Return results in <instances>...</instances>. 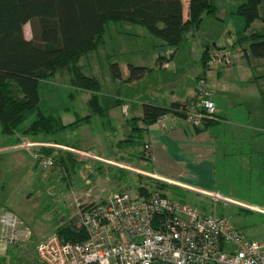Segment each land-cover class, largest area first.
I'll return each instance as SVG.
<instances>
[{
    "label": "rangeland",
    "instance_id": "obj_1",
    "mask_svg": "<svg viewBox=\"0 0 264 264\" xmlns=\"http://www.w3.org/2000/svg\"><path fill=\"white\" fill-rule=\"evenodd\" d=\"M218 2L225 18L204 14L200 28L188 30L184 39L171 47L174 51L166 59V68L160 67L157 60L167 56L169 47L142 25L118 20L107 22L102 40L99 38L92 50L74 60L83 74L97 81L96 93L73 85L71 63L39 82L38 105L43 113L58 115L63 123L88 113L91 116L52 134L24 133L32 117L13 134L0 132V209L16 217L17 229L29 231L28 236L7 243V257L0 264H37L36 243L73 218L77 225L81 206L98 202L113 190H127L133 195L158 191L166 181L154 169L175 178L184 172L185 163L165 157H158L153 165L145 142L151 129L138 132L126 121L132 122V116L141 111L144 98L155 96L160 100L172 89L187 90L193 74L201 71L202 46L213 42L225 48L241 45L237 40L248 32L264 37V0L259 16L246 30L244 18L235 13L237 0ZM23 31L26 38L31 37L29 23ZM242 41L245 46L246 40ZM112 62L123 69L121 79L111 77ZM127 64L146 66L149 71L138 79L126 80ZM217 68L220 66L210 67L207 72L211 71L212 76L210 88L219 92L216 100L224 108L225 120L210 130L215 140L212 177L217 190L231 202L220 200L213 206L207 200V207L201 203L202 209L210 207L211 211L202 212L215 210L240 225L248 238L264 241V210L260 208L264 207V59L238 54L231 64L221 67L225 74L222 84L216 80ZM96 94L94 100L92 95ZM236 97L237 104L227 103V99ZM116 98L118 104L111 105ZM97 104L108 108L95 113ZM111 107L117 124L107 112ZM238 121L246 127H239L235 123ZM43 158L51 159L48 167L41 166ZM173 189L177 200L197 204L199 195Z\"/></svg>",
    "mask_w": 264,
    "mask_h": 264
},
{
    "label": "trees",
    "instance_id": "obj_2",
    "mask_svg": "<svg viewBox=\"0 0 264 264\" xmlns=\"http://www.w3.org/2000/svg\"><path fill=\"white\" fill-rule=\"evenodd\" d=\"M262 1L242 0L238 4L235 13L244 18L245 29L259 16L258 5ZM183 9V0H0V132L13 134L30 117L24 133L44 131L52 134L89 118L91 113L63 123L58 115L43 113L38 105L39 82L71 63L73 85L96 93L97 81L83 74L74 65V60L79 54L92 50L99 38L102 40L107 22L124 20L142 25L171 48L184 39L188 30L199 27L204 14L214 16L216 13L214 0H187L186 17ZM26 23L31 26L29 38L23 31ZM242 40H246L242 47L244 56L264 58V37L261 34L251 32L237 41L241 44ZM209 48L203 49L200 58L203 70L207 68ZM161 58L167 59L159 56L157 61ZM147 71L149 67L127 64L125 79H138ZM110 73L114 79L122 78V70L116 62L110 64ZM92 96L94 100L98 97L97 94ZM118 102L116 98L111 105ZM185 104L177 101L168 106L142 103L141 115L137 119L133 117L130 126L141 132L163 113L181 114L180 109ZM96 108L97 112L92 109L99 114L108 107L104 109L97 104ZM215 120L214 116L196 128L212 125ZM49 152L45 149V154ZM89 205L92 203L81 206L80 210ZM55 233L62 240L84 238V231L77 227L74 218L60 225Z\"/></svg>",
    "mask_w": 264,
    "mask_h": 264
},
{
    "label": "built area",
    "instance_id": "obj_3",
    "mask_svg": "<svg viewBox=\"0 0 264 264\" xmlns=\"http://www.w3.org/2000/svg\"><path fill=\"white\" fill-rule=\"evenodd\" d=\"M240 53L238 44L210 47L206 69L229 65ZM209 81L206 74L198 76L194 96L180 109L181 114L163 113L154 125L168 131L183 120L192 127H202L215 116ZM40 162L48 167L51 159ZM203 194L213 204L231 202L217 190ZM79 215L77 227L83 229L84 238L70 241L55 232L48 234L35 245L37 264H264L263 240L248 238L222 214L204 213L171 200L159 190L138 195L127 190L109 191ZM16 224L12 213L0 215L3 237L9 242L29 235V231L19 232Z\"/></svg>",
    "mask_w": 264,
    "mask_h": 264
},
{
    "label": "crops",
    "instance_id": "obj_4",
    "mask_svg": "<svg viewBox=\"0 0 264 264\" xmlns=\"http://www.w3.org/2000/svg\"><path fill=\"white\" fill-rule=\"evenodd\" d=\"M241 1L242 0H237V3H240ZM262 2L258 5V11H259V7L261 6ZM183 4H184L183 14L185 12L184 17H186L187 0H183ZM214 4L216 6V13L214 16L217 17V19L225 18V14L222 13V11H221L222 7L219 4L218 0H214ZM225 12H227V11H225ZM221 13L223 14L222 16H220ZM230 13H232V12H230ZM202 19H203V17H202ZM253 22H251V24ZM251 24L249 25V27L251 26ZM200 25L197 29H191V30H198L200 28ZM249 27H248V29H249ZM248 33L250 34V32H248ZM248 33L245 34V36L249 35ZM199 43L201 45L203 44L202 41H200ZM240 46L244 47V45H242V43ZM206 47H217V45L215 42H213L211 45L208 44V45L202 46L201 56H202L203 49H205ZM173 51L174 50H172L171 48H167L166 49L167 56H165V57L170 56ZM241 55H243V50H241L240 56ZM249 56H251V55H249ZM260 59H264V58H260ZM158 63L160 65V67L166 68V64H167L166 59L161 58V60ZM200 66H201V62H200ZM121 70H123V69H121ZM210 72L211 71L207 72V69L203 70V68L201 66V71L193 74L195 76L193 78L192 85L189 86L187 90L183 89V88L178 90V91H176L175 89H172L170 94L168 96H166L165 99L164 98L160 99V97H157L160 100H155V96H149L147 98H144V100H141V103H143V102L144 103H151V104H155V105H159V106H168L173 101H177V102H181V103H189L194 96L196 78L202 74H206L209 77V80L211 81L212 76H211ZM215 72H216V75L218 74V77H219L216 80L220 84L225 83L223 81L224 79L222 80V78H224V76H225V74L224 75L222 74V68L221 67L217 68ZM230 84H232L236 88L239 87L237 85V83L232 82ZM210 89H211V99L215 105V118H216V120H215L214 124L208 125V126L201 128V129L200 128L197 129L196 127H192V126L188 125L183 120H179L178 124L175 128L170 129L166 132H162L156 125L153 124V125H150L149 127H147V130L151 129V131H148V133L146 135V140H145L147 148H148L147 150H150V156H151L150 160L153 163V165H154L155 161H157L158 157H165L168 159H172V161H174L176 163H185V165H186V169L183 170L184 172L177 178L166 176V175L156 171L153 168L154 169L153 171L156 172V174H158V176L161 177V179H164L166 181V182H164V185L158 186V190L160 192H162L163 194H165L168 198H170L173 201L186 203L188 205H191V206L198 208L201 211L204 210V211H209V212L211 211L210 210L211 208L209 207L208 209H202L201 203L204 202L206 204V205H204V207H207V200H208L209 205L214 206V204H213V202H211L210 198L208 196H206L205 194H203V192L204 191L217 190V188L215 187V181L212 177V173L214 170V163H213L212 159H213V153H214L213 149L215 147V140H214V138H212V134L210 133V130L213 126H215L219 122L225 120V117L222 114V112L224 111V108L222 107V104H219L218 100H216L219 98L218 97L219 92L213 90L212 87ZM227 100H228L227 101L228 104L234 105V104H237L236 100H238V98L236 97L234 99H227ZM239 100L241 101V98H239ZM241 102H243V101H241ZM224 106H226V104ZM113 111H115V110L113 107H111L108 109L107 112H109V116H111V118H110L111 121L114 122L115 124H117V119H115L114 116L111 115V113ZM140 115H141V111H139L134 116H132V118L135 116L139 117ZM126 123L130 124L131 122H130V120H127ZM235 123L239 127L240 126L246 127V124H244L242 122L238 121ZM94 158L101 160L99 157L94 156ZM174 187L180 188L181 190H185V191L190 192V193H194L197 196L199 195L198 197H196V198H198L197 204H195V201L185 202L183 199L177 200L175 197L177 195L176 189L174 190L173 189ZM170 189H171V195L169 196L168 192L170 191ZM1 204H5V202H2ZM258 207H260V206H258ZM260 208L264 210V207L263 208L260 207ZM5 210L6 209H3V210L0 209L1 212L5 211ZM213 212H215V210H213L211 213H213ZM238 227H240V225ZM16 229H17V227H16ZM23 229H25V228H20L17 230L22 232V231H24ZM8 242L9 241H7L3 237V233L1 231V225H0V260L4 259V261H5V258L7 257V252H8V247H7L8 244L7 243Z\"/></svg>",
    "mask_w": 264,
    "mask_h": 264
},
{
    "label": "water",
    "instance_id": "obj_5",
    "mask_svg": "<svg viewBox=\"0 0 264 264\" xmlns=\"http://www.w3.org/2000/svg\"><path fill=\"white\" fill-rule=\"evenodd\" d=\"M152 264H162V263H152Z\"/></svg>",
    "mask_w": 264,
    "mask_h": 264
}]
</instances>
